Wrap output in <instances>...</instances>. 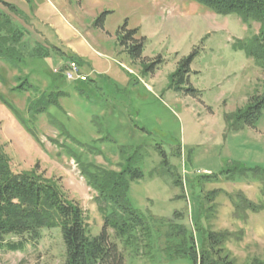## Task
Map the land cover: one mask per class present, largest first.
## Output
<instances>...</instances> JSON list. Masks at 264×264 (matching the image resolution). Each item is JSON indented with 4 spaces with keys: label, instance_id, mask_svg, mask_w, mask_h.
<instances>
[{
    "label": "rangeland",
    "instance_id": "rangeland-1",
    "mask_svg": "<svg viewBox=\"0 0 264 264\" xmlns=\"http://www.w3.org/2000/svg\"><path fill=\"white\" fill-rule=\"evenodd\" d=\"M102 14L99 26L96 20ZM70 24V44L82 46L86 53L85 58H75L90 74L86 82L54 75L67 61L58 58L67 54L59 45L62 54L36 44L43 56L26 60L21 72L0 60V94L23 119L0 101V144L13 169L35 170L60 186L66 198L83 209L88 234L97 236L103 218L96 192L86 184L75 159L115 171L129 164L142 173L129 180L127 198L133 208L173 219V212H180L176 220L193 233L197 227L230 232L225 248L233 264L264 260V207L247 210L245 217L233 213L238 193L264 205L258 182L223 175L204 180L234 164L264 165V114L254 128L232 131L227 124L250 97L264 91V70L232 48L237 40L256 35L259 24L247 26L235 14L218 15L190 0H70ZM124 24L128 30L137 29L136 41L143 40L142 61L118 43L117 32ZM72 28L93 35L87 46L108 51L111 59H98ZM101 28L114 38L105 37ZM193 51L184 83L174 84L170 75ZM152 62L154 73L146 69ZM24 76L35 91L13 90ZM190 87L197 90L195 95L185 91ZM58 89L66 92L58 105L32 118L30 100ZM63 130L70 137L62 135ZM217 188L215 197L207 200ZM199 212L202 222L195 226ZM108 232L122 251L123 264H193L189 258L167 262L156 249L150 259L136 256ZM7 239L22 241L24 247L0 250V264L65 261L59 227L42 228L37 240L28 235Z\"/></svg>",
    "mask_w": 264,
    "mask_h": 264
},
{
    "label": "trees",
    "instance_id": "trees-1",
    "mask_svg": "<svg viewBox=\"0 0 264 264\" xmlns=\"http://www.w3.org/2000/svg\"><path fill=\"white\" fill-rule=\"evenodd\" d=\"M190 1L218 15L235 14L247 26L250 22H257L258 33L246 40H237L232 48L243 51L246 57L253 59L255 64L264 70V0ZM2 7H6L9 11L14 10L10 4L0 0V60L21 72L27 58L43 55L36 48V44L32 46L24 41L23 29L14 23ZM96 21V24L101 26L103 14ZM136 33L137 29L128 30L124 24L117 32V40L121 47L130 52L133 59L142 61L143 40L141 38L136 41L134 38ZM195 54L196 51H193L179 62L178 68L170 75L171 82L176 85L184 83ZM66 57L67 60L77 61L74 56L66 54ZM77 62L80 64L79 61ZM154 63L146 66V69L149 68L152 73H154ZM54 75L61 76L60 73ZM17 79L19 80L20 77ZM19 81L20 83L13 90L35 91L27 76ZM185 91L192 95L197 93L192 87ZM65 95L66 92L59 89L41 93L39 98L29 102L30 116L35 118L36 115L47 112L49 106H57L58 98ZM0 101L23 122L18 111L8 105L1 94ZM263 114L264 91L250 97L245 106L226 121L232 131H239L244 127L254 128ZM61 133L70 137L66 130ZM75 160L81 163L80 170L86 184L96 192L95 201L103 218L102 230L97 236L88 234L84 211L76 201L67 199L60 186L35 170L15 171L0 144V250L23 249L22 241H12L7 239L9 237L28 235L30 239L37 240L40 238L42 228L59 227L65 246L63 264H123L122 251L110 241L108 232L110 229L123 250H129L136 256L146 259L152 258V252L156 249L167 262L189 258L193 264H233L225 248L231 236L230 232L213 231L202 226V230L197 227L193 233L185 224L176 220L181 219L180 212H173V219L144 214L133 208L127 198V192L129 180L142 177L138 169L131 168L129 164L127 166L121 164L122 168L119 171L107 170L90 162H83L79 157ZM219 175L232 181L237 179L256 181L264 197V165L248 167L238 163L219 174L208 175L204 180L216 181ZM174 183L181 185L180 179H176ZM218 192V188L214 189L205 198L213 199ZM233 204L234 215L237 211L238 216L244 217L247 210L258 212L264 207L245 198L243 193L234 196ZM205 211H209V208ZM200 217L199 212L194 222L195 226L202 222ZM191 220L193 222L192 218ZM249 264H264V260L253 259Z\"/></svg>",
    "mask_w": 264,
    "mask_h": 264
},
{
    "label": "crops",
    "instance_id": "crops-1",
    "mask_svg": "<svg viewBox=\"0 0 264 264\" xmlns=\"http://www.w3.org/2000/svg\"><path fill=\"white\" fill-rule=\"evenodd\" d=\"M3 1L14 8V10L11 9L9 11L6 7H2V9L10 15L14 23L18 25L20 29L23 28L24 41H27L32 46L44 43L47 47L54 48L60 52L59 54H62L61 49L58 48L59 45L62 49H65L70 56L80 59L86 57L85 50L82 46L77 47L76 45L70 44V26H72L70 24V0ZM79 1L82 2V0ZM72 30L78 35L87 49L94 53L98 59L102 61L111 59L113 55L108 51H99L95 50L93 47L87 46L89 41H93L88 40L89 38L93 39V35L88 34L87 31L85 33H80L76 29L72 28ZM100 31L105 37L114 38L110 32L105 31L103 28H101ZM35 57H30L26 60L29 59V61H31V59ZM58 58L66 60L67 57L58 55ZM89 79L91 78L89 77Z\"/></svg>",
    "mask_w": 264,
    "mask_h": 264
},
{
    "label": "built area",
    "instance_id": "built-area-1",
    "mask_svg": "<svg viewBox=\"0 0 264 264\" xmlns=\"http://www.w3.org/2000/svg\"><path fill=\"white\" fill-rule=\"evenodd\" d=\"M54 72L60 73L69 82H84L90 77V74L85 73L75 60H67Z\"/></svg>",
    "mask_w": 264,
    "mask_h": 264
}]
</instances>
